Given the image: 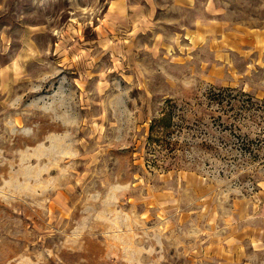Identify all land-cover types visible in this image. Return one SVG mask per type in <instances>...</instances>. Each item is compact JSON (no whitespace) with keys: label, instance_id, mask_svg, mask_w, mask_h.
<instances>
[{"label":"rangeland","instance_id":"1","mask_svg":"<svg viewBox=\"0 0 264 264\" xmlns=\"http://www.w3.org/2000/svg\"><path fill=\"white\" fill-rule=\"evenodd\" d=\"M108 2L0 0V264H264V168L144 161L166 99H264V0Z\"/></svg>","mask_w":264,"mask_h":264},{"label":"trees","instance_id":"2","mask_svg":"<svg viewBox=\"0 0 264 264\" xmlns=\"http://www.w3.org/2000/svg\"><path fill=\"white\" fill-rule=\"evenodd\" d=\"M198 101L166 99L148 127L146 166L216 172L255 188L264 168V99L230 86L210 85Z\"/></svg>","mask_w":264,"mask_h":264},{"label":"crops","instance_id":"3","mask_svg":"<svg viewBox=\"0 0 264 264\" xmlns=\"http://www.w3.org/2000/svg\"><path fill=\"white\" fill-rule=\"evenodd\" d=\"M155 0H143L136 2L134 0H109L107 5V14L111 16L127 17L132 11H144L141 16V22L147 23L152 16L149 14L153 11ZM174 5L188 9L196 6V0H173ZM114 4V5H113ZM113 5V7H112Z\"/></svg>","mask_w":264,"mask_h":264},{"label":"bare ground","instance_id":"4","mask_svg":"<svg viewBox=\"0 0 264 264\" xmlns=\"http://www.w3.org/2000/svg\"><path fill=\"white\" fill-rule=\"evenodd\" d=\"M114 5V4H113ZM113 5H112V7H113Z\"/></svg>","mask_w":264,"mask_h":264}]
</instances>
